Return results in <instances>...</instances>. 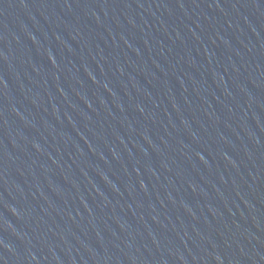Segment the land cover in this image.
Instances as JSON below:
<instances>
[{
    "label": "water",
    "instance_id": "95a60500",
    "mask_svg": "<svg viewBox=\"0 0 264 264\" xmlns=\"http://www.w3.org/2000/svg\"><path fill=\"white\" fill-rule=\"evenodd\" d=\"M103 0H0V264H43Z\"/></svg>",
    "mask_w": 264,
    "mask_h": 264
}]
</instances>
